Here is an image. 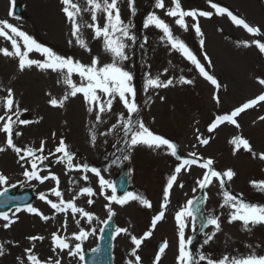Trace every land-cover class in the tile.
Instances as JSON below:
<instances>
[{
	"label": "rangeland",
	"instance_id": "obj_1",
	"mask_svg": "<svg viewBox=\"0 0 264 264\" xmlns=\"http://www.w3.org/2000/svg\"><path fill=\"white\" fill-rule=\"evenodd\" d=\"M72 2L81 10L77 16V23L80 25V35L91 52L75 43L70 34L71 26L62 12L63 5L60 0H14V5L20 3L26 11L27 16L22 21L9 16V12L13 10L10 0H0V20L7 19L58 54L72 56L85 64L90 63L94 56L99 57L101 64L111 62L112 57L104 51L102 40L95 39L93 30L88 27L92 20L91 11H85L90 7L87 0ZM179 2L184 10L213 12L211 19L198 18L203 33V48L200 45L201 37L196 36L193 28L197 21L186 17L188 30L185 31L175 24L176 18L165 14L166 9L173 6L172 0H164L165 9L156 8L155 0H135V15L131 14L127 0H119L121 17L125 23L131 22V32L136 37L135 43L127 49L129 58L123 64L133 76L135 101L140 109L138 117L142 118L144 124L155 134L172 141L181 157L195 152L205 159H213V167L217 171L232 169L236 173L231 181L225 182L223 189L218 181L213 179L212 184L204 189L207 194L205 204L198 205L196 211L193 207L196 219L194 221L189 219L185 239L191 240L192 245H186V248L197 258V264H206V261L198 260L199 255L217 260L223 255L241 256L249 252L264 254V223L254 225L250 223L247 226L248 230H245L241 221L229 223L231 209L221 207L225 190L246 203L264 206V192L258 191L250 183L253 180H264V161L258 158L259 153L264 152V120L259 119L264 116V102L247 109L236 118L239 128L222 123L211 133L207 130L208 125L220 113L228 114L236 107L264 93V86L257 82L258 78H264V53L252 43L254 40L264 42V36L250 35L242 27L234 25L227 15L215 14L209 0ZM212 2L226 7L251 26L259 27L264 34V0H212ZM152 12L168 23L174 36L186 43L196 54L201 64L205 65L206 70L220 83L219 89L200 76L198 70L184 56L162 40L163 34L160 30L153 26L144 28L145 19ZM97 22L103 25V14H97ZM145 38L147 43H144ZM70 39L73 40L71 45L68 43ZM140 43L144 54H141L139 63L137 52ZM246 43L251 46H245ZM0 48L11 50L10 42L0 37ZM205 54L211 60V67L207 66ZM30 58L43 59L35 52L30 53ZM149 75L159 77L162 81L172 79L173 84L167 88L146 90L145 83ZM181 77L193 83L184 84ZM58 79L60 78L57 73L50 70L41 71L35 67L20 72L17 58L0 54V115L4 111L3 98L7 95V89L11 88L19 108L27 109L26 112L22 111L20 118L34 121L16 128L22 135L14 136V143L21 147L38 148L41 140H45L47 154L49 150H54L62 137L69 149L76 154L74 163L97 168L104 179L111 182V186L119 165L124 162L130 170L129 191L149 200L152 207L149 209L135 200L123 206L113 203L111 206L116 213L113 217L116 228H127L131 235L139 238L149 230L152 217L161 210L167 179L179 161L165 147L149 148L138 145L135 148H127L121 129L109 132L111 126L117 122V116L121 113L126 114L118 97L113 102L111 113L104 114L103 122L95 125L96 140L93 145L90 140V126L95 124V114L88 113L87 105L83 103L81 96L70 98L63 108H53L48 104L50 98H62L66 90L65 85L57 82ZM73 80L79 83L78 76L74 75ZM47 93H51V97ZM214 96L219 97V104L216 103ZM53 132L56 133L55 139L52 138ZM238 135L250 142L253 151L257 153L256 158L242 148L234 154L230 141ZM198 136L208 139L209 143L201 145L197 140ZM5 141V134L0 133V146L6 147ZM124 155L130 158L124 160ZM54 160L55 158H51L45 164L60 178L59 190L63 193L64 200L77 197V206L93 213V221L88 223L86 219H82L77 226L69 212L68 227L64 231L61 225L65 214H55L48 204L38 199V194L43 192L56 202L57 198L49 194V190L55 187V182L47 180L43 184L37 181L19 183L24 177L21 175L23 169L16 162L17 156L10 149L0 152V172L10 178L9 183L32 188L36 194L34 207L45 215H54V219L47 222L29 213L17 216V222L8 229L2 226L5 222L1 223L0 244L4 246L5 251L0 256V264H20L17 257L23 258L24 249L31 246L26 239L30 235L45 237L43 242H36L34 250V254L41 260L53 257L60 259L61 264H83L78 257L69 256L67 251L57 256L50 250V234L58 230L61 235L71 237V234L78 232L81 227L86 231L94 228L96 232L83 241L82 250L85 254L97 247L101 228L107 219L105 205L108 204L100 194L99 178L88 172L86 175L89 179L85 182L81 179V172L70 171L65 174L64 165L56 164ZM48 168L40 174L47 175ZM203 172L195 165L191 166L189 171H182L179 174L176 184L171 189L169 203L164 209V219L157 223L152 236L142 243L137 252L141 257V264H153L157 254L156 244L165 241L168 247L161 255L159 264H177L178 228L174 219L175 213L186 205L188 200L196 201L201 196L202 190L197 187L196 181L201 178ZM179 184H183V187H179ZM83 187H91L96 195L92 197L79 195ZM104 191L107 195L112 194L111 187H106ZM88 199H92L94 203L89 205ZM199 214H203V217H199ZM208 215L219 217L220 230L209 243L205 244L207 235L214 230L211 226H203L202 222ZM200 226L201 234L198 233ZM72 243L74 247L75 242ZM115 246V264H127L129 260H134L130 255L134 246L128 234L116 235Z\"/></svg>",
	"mask_w": 264,
	"mask_h": 264
},
{
	"label": "snow or ice",
	"instance_id": "obj_2",
	"mask_svg": "<svg viewBox=\"0 0 264 264\" xmlns=\"http://www.w3.org/2000/svg\"><path fill=\"white\" fill-rule=\"evenodd\" d=\"M63 5L62 12L66 16L67 22L71 26V36L74 38L75 43L91 52V49L87 46L85 40L80 35V25L77 23V16L80 13V8L77 4L73 3L72 0H60ZM89 9L85 11H91L92 23L88 25L93 30L94 38L101 39L103 49L107 52L112 60L109 63L101 64L99 57H93L90 63L85 64L81 61L73 58L72 56H64L58 54L50 47L43 45L38 42L34 37L28 33L20 30L17 26L10 23L7 19L0 20V37L10 42L11 50L8 48H0V54L5 57H13L18 59V69L20 72L30 68H37L41 71H51L58 74V83L65 85V92L62 98H50L48 104L53 108H63L65 103L70 98H75L78 95L82 97L83 103L87 105L88 113L95 114V124L90 126V140L95 144V125L103 122L102 117L104 114L111 113L112 105L114 100L118 97L122 103L123 108L126 110L125 113H121L117 116V122L114 123L109 132L121 129L124 134L125 144L127 148H135L138 145H144L149 148H160L165 147L170 151V154L179 161L175 167L173 173L168 177L166 187L163 190V203L161 210L152 217L149 230L145 231L139 238L135 235H131L127 228L115 229L116 235L122 233L130 236L131 244L134 246L131 250V257L134 260H129L127 264H141V257L137 254L142 243L152 236V232L155 230L158 222L164 219L165 211L170 195L171 189L176 184L179 174L183 171H189L192 165H196L201 169H204L201 178L197 179L196 185L199 189L203 190L210 186L213 179L218 181L220 187L223 189L226 181H231L236 173L232 169L223 171H217L213 165L214 160L211 158H203L198 156L195 152L190 153V159H184L178 154L177 146L169 139L155 134L149 127H147L142 118L138 117L139 106L135 101V89L132 85L133 76L126 70L123 62L128 60L127 49L132 43H135L136 37L131 32V22L125 23L121 17L120 9L118 7L119 0H87ZM129 9L132 15H135V0H127ZM211 8L215 9V14L227 17L232 23L238 27H242L247 33L253 36H264L261 33L259 27H253L243 18L234 15L233 12L228 10L226 7H221L217 3L209 0ZM10 5L14 7V0H10ZM172 7L166 9L165 14L169 17L176 18L175 24L183 28L185 31L188 30V25L185 22L186 17H191L194 21H197L194 25V31L197 37H201L200 45L203 48L204 40L203 33L198 23L199 17L211 19L213 12L203 10H184L179 0H172ZM155 7L158 9H165L164 0H155ZM101 13L104 17L103 25L97 22V14ZM9 16L14 17V11L9 12ZM150 26L162 32L161 39L166 41L173 50L179 52L184 56L196 70H198L200 76L205 80L209 81L216 89L221 87L218 80L211 75L205 65L201 64L196 54L184 43L182 40L176 38L172 32V29L168 23L161 19L154 12L149 13L144 22V28ZM69 45L73 44V40L68 41ZM144 43H147V38L144 39ZM256 45L261 53H264V42L261 40H254L252 42ZM245 46H251L245 44ZM38 53L43 59L30 58V53ZM204 59L208 61V67H211V60L204 55ZM79 77V83L73 80V76ZM181 82L184 84H191L193 81L184 79L181 77ZM257 82L259 85L264 86V78H258ZM173 84L172 79L162 81L159 77L148 76L145 83V89L148 88H167ZM51 97V93H47ZM163 99V97L161 98ZM217 104L220 103L219 97L214 96ZM264 102V93H261L254 99H250L243 103L241 106L236 107L228 114L218 115L209 125L208 132H213L222 123H229L239 128L240 125L237 122V117L247 109L253 108L257 104ZM2 107L4 109L3 114L0 115V133L5 134L6 147L0 146V152L11 150L17 156V163L23 169L21 175L24 177L23 181L19 183H31L37 181L43 184L47 180L55 182V187L49 190L50 195H54L57 201L54 202L48 198V195L41 192L38 194V199L44 201L54 210L55 214L63 213L64 220L61 228L66 231L68 227V213H71L72 219L77 226L80 225L82 219H86L88 223H91L94 219V214L86 211L84 208L78 207L76 204V198L73 197L70 200H64L63 193L59 190L60 178L52 173L48 165L45 164L51 158H55L56 164L64 165L65 174L70 171H78L82 173L81 179L85 182L88 181L89 177L86 173L91 172L99 178L100 194L104 196V199L108 201L105 205L107 211V220L104 221L107 225L108 221L116 215L112 208V204L125 205L130 201H138L142 206L151 208L152 204L146 198L140 196L137 193L126 191L122 197L116 195V188L111 186V182L104 179L101 172L95 168L90 167L88 164L74 163L76 160V154L73 153L64 138H60L56 144L54 150H49L45 154L46 141L41 140L38 148L33 147H21L14 143L13 137H19L22 135L21 131H17L16 128L20 125H28L34 121L28 119H21L20 116L22 111L26 112L27 109L21 110L18 102L14 98V93L11 88L7 89V95L3 98ZM42 119V118H41ZM259 119L264 120V116ZM38 123L39 121H35ZM107 135L108 133H102ZM52 138H56V133H52ZM197 140L201 145H207L208 139H204L200 136ZM230 144L233 145V151H239L241 148L251 153L256 158L257 153L253 151L250 142L242 136H234ZM130 157L124 155L123 159L128 160ZM258 158L264 161V152L259 153ZM48 168L47 175H41L40 173ZM9 177L4 173L0 172V197L6 199L2 203L4 207H7L9 203L15 201V197L9 196L10 188H16V183H9ZM71 183V181H70ZM254 188L258 191L264 192V180L262 181H251ZM111 187V195L105 194V188ZM179 187H183V184H179ZM195 192L196 189L194 188ZM79 195H87L89 197L95 196L96 192L91 187H83L80 190ZM207 194H205L206 199ZM87 203L92 205L94 201L88 199ZM196 204L195 200H188L186 205L181 207L179 211L175 213V221L178 228V255L176 257L177 264H197V258H195L190 249L186 248V245L191 244V240L185 239V229L188 227L189 219L195 220V213L193 207ZM221 207H228L231 209L229 213L228 222L241 221L245 226V230H248L247 226L256 223H264V206L246 203L236 196L232 195L228 191H223V204ZM21 210L26 211L29 214H33L39 217L42 221L47 222L49 219H54L53 216L45 215L40 209L32 206L31 204H25L23 208L20 206L15 207L10 211H0V220H3V228L8 229L18 220L17 213ZM77 216L79 218H77ZM204 227L211 226L214 230L210 235H207V239L204 241L205 244L209 243L216 233L220 230L219 217L208 215L202 222ZM103 231V229H101ZM96 232V229L86 231L84 228H79L78 232L71 234V237L61 235L60 231L52 232L50 234V250L59 256L60 253L67 251V254L72 257H78L80 261L85 259L82 243L89 235ZM26 239L30 242V247L24 249L23 258L17 257L20 264H61L60 259L49 257L46 260H41L38 255L34 254L36 242H43L45 237L43 235H30ZM75 242L74 247L73 243ZM168 247L167 241L163 242L159 247L157 254L154 257L153 264H159L161 255L165 252ZM4 246L0 244V256L4 254ZM97 251V249H93ZM198 260L200 262L206 261V264H264V254H258L249 252L246 255L232 256L223 255L217 260L210 259L205 255H199Z\"/></svg>",
	"mask_w": 264,
	"mask_h": 264
}]
</instances>
